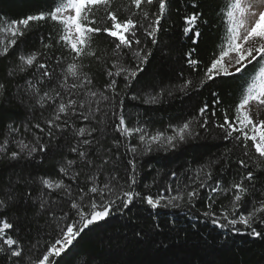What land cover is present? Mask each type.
<instances>
[{
    "label": "snow or ice",
    "instance_id": "1",
    "mask_svg": "<svg viewBox=\"0 0 264 264\" xmlns=\"http://www.w3.org/2000/svg\"><path fill=\"white\" fill-rule=\"evenodd\" d=\"M172 2L158 0L157 11H150L143 5L151 6L156 0H129L123 9L127 15L122 16L113 10L114 0H50L24 18L0 17L4 37L0 38V59L15 54L13 68L0 82V121L4 101L10 96L11 77L24 81L23 85L17 83L21 103L24 97H31L41 108L47 104L53 109L45 126H32L39 134L32 132L30 140L24 133L31 128L4 124L6 135L0 140V259L5 264H71L76 244L117 215L126 216L133 208L141 215L145 207L191 210L201 201L206 209L203 218L217 228L264 238V119L256 121L250 111L252 101L264 105V86L259 91L249 87L232 109L231 118L227 109L222 111V122L215 119V109L204 103L198 108V119L177 118L182 122L169 123L163 130H155L153 122L139 114L133 123L129 119L133 114L126 111L125 104L126 97L140 100L137 93L141 89L147 91L143 103L160 104L175 90L187 95L211 87L253 62L261 65L264 77V10L257 11L249 0H220L210 14L204 0H191L187 5L191 11L182 17L184 35L199 39L201 29L213 23L223 29L198 84L193 87V79L184 76L183 68L175 77L183 78L177 88L164 86L163 71L157 73L159 83L155 76L142 83L140 77L155 51L148 42L153 46L159 43L162 21L171 12ZM176 10L179 12L178 6ZM48 21L59 25V31L41 35L39 43L52 56L28 47V36L34 31L31 25ZM100 43L112 45L111 57L105 56L102 67L109 78L103 90L95 88L93 71L94 65L101 64ZM22 44L24 49H20ZM182 55L193 72L203 63L194 58L195 48ZM119 77L124 81L123 95L118 91ZM45 84L49 90L41 92ZM210 94L212 103L219 106L220 95L215 91ZM79 120L88 123L78 127ZM210 122L221 130L224 141H235L243 158L224 161L223 156L231 152L227 149L220 159L194 161L198 166H189L182 174L183 187L176 183L181 176L177 171L170 173L172 182L164 186L159 184V173L143 182L147 174L142 175L138 157L191 146L201 131H208ZM57 151L61 158L44 169L43 162ZM37 154H41L40 163ZM228 163L240 170L232 182L220 178ZM153 186L159 190L152 192ZM219 200L228 203H219L217 209L214 206ZM158 215L149 212L151 227L134 232L137 242L156 244L155 237L166 235V229L168 235L172 233L175 222L159 220Z\"/></svg>",
    "mask_w": 264,
    "mask_h": 264
},
{
    "label": "trees",
    "instance_id": "2",
    "mask_svg": "<svg viewBox=\"0 0 264 264\" xmlns=\"http://www.w3.org/2000/svg\"><path fill=\"white\" fill-rule=\"evenodd\" d=\"M49 2L50 0H0V17L18 20L28 14H34ZM219 2L220 0H204V6L211 14L212 9ZM190 3L191 0H179L177 5L176 0H173L170 5L171 12L166 20L162 21L163 30L160 34L159 43L153 46L148 42V47L154 48L155 51L149 65L145 68V72L140 77L142 83L153 76L159 83L160 76L157 73L163 71L164 86L177 88L183 78L175 79V77L183 68L184 76L193 79V87L198 84L203 75L204 64L208 62L216 44L219 43L223 29L218 28L217 24L213 23L206 30L201 29L203 35L199 39L194 35L191 39L184 35L182 17L191 11V8L187 6ZM128 6L129 0H114L113 10H119L122 16H126L127 12L123 9ZM177 6L179 12L176 10ZM143 7L146 10L157 11L158 0L151 6L143 5ZM100 11L102 14L103 9ZM31 27L34 31L28 36V47L39 48L41 51H46V55L52 56L51 51L43 49L39 43V37L41 35L47 36L49 32L56 35L60 26L48 21L39 22L38 25L33 23ZM0 38H4L2 34H0ZM141 39L144 41L143 36ZM111 47L110 43L98 45L97 50L101 56V64L93 67L96 89L103 90V85L108 82L109 78L103 74L102 67L105 56L111 57ZM24 48L25 45H20V49ZM193 48L196 49L194 58H200L203 61L195 72L188 68L182 55ZM55 54L59 55L60 53ZM14 61L15 54L7 59H0V82H3L7 72L13 68ZM260 70L261 65L253 62L241 73L232 77H224L222 81L211 84V87L205 86L196 92H189L187 95L175 90L171 98L165 97L160 104L143 103V99L147 97V91L141 89L137 93L141 96L140 100L129 101L126 97V111L133 114L129 117L133 123L137 118L136 114H139L150 119L155 130H163L169 123L182 122L177 118L193 117L198 119V108L204 103H208L217 113L215 119L222 122V111L227 109L231 118L232 109L254 82ZM116 79L118 91L123 95V78ZM33 82L35 83V80ZM17 83L23 85L24 81L23 79L18 80L16 77L8 78L10 96L3 104L0 140L6 135V128L4 127L6 123L31 128V132L24 133V138L30 140L32 132L39 134L38 130L32 126L36 123L45 126L44 121L53 115L52 108L47 104L41 108L34 98L24 97V103H21L17 98ZM47 90H49V86L45 84L41 88V92ZM212 91L217 92L221 97L222 103L219 106L212 103L213 97L210 94ZM128 95H131V90H128ZM87 123V121L79 120L77 126H83ZM222 136L221 130L215 128L210 122L208 131H201L200 138L193 141L191 146L176 152H164L161 149L138 157L139 167L143 170L142 175L147 174V179L143 182H150L159 173V184L164 186L172 182L170 173L177 171L181 173V176L176 183L183 187L184 176L182 174L189 166L192 168L198 166V164L193 163L194 161L206 163L220 159L227 149H231V152L223 156L224 161H235L237 157L243 158L240 149L235 147V141H224ZM46 139L47 137H45ZM133 142L135 141L133 140ZM55 144L56 141H53V145ZM64 154L67 155L66 147ZM39 155L41 154H37V163H40ZM60 158L61 153L59 151L50 154V158L43 162V168H49L51 163ZM35 171L37 175H43L42 171ZM238 171L240 170L234 163H228L226 172L220 174V178L226 182H232L237 178ZM12 179L15 180V177L13 176ZM158 190L157 186H153L152 192ZM219 203L227 205L228 201L219 200L218 205L214 207L218 209ZM205 210L203 201L197 203L196 207L191 208V210L183 206L179 209L161 208L158 210L145 207L142 214L137 215V208H133L131 213H126V216L117 215L107 224L84 236L76 244L69 259L71 264H264V238H254L243 232L235 233L229 232L227 229H219L203 218L202 213ZM149 212H158L157 218L159 220L175 222V229L170 235L167 234L166 229V235L155 237L156 244L137 242V238L134 236V232L139 231L140 228L147 231L151 227L152 220L149 217ZM0 264H5V261L0 259Z\"/></svg>",
    "mask_w": 264,
    "mask_h": 264
},
{
    "label": "rangeland",
    "instance_id": "3",
    "mask_svg": "<svg viewBox=\"0 0 264 264\" xmlns=\"http://www.w3.org/2000/svg\"><path fill=\"white\" fill-rule=\"evenodd\" d=\"M249 2L253 4L254 8L257 11L264 10V0H249ZM260 71L256 75L254 82L250 86L255 91H259L260 88L264 86V77L260 75ZM250 111L253 114V118L256 121H259L260 119H264V105H261L256 101H252L250 105Z\"/></svg>",
    "mask_w": 264,
    "mask_h": 264
}]
</instances>
